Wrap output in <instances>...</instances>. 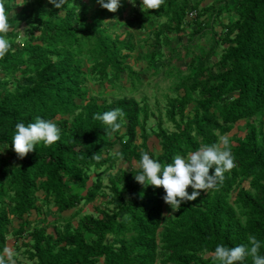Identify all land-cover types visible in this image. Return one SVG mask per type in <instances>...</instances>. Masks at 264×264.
Returning a JSON list of instances; mask_svg holds the SVG:
<instances>
[{"label":"trees","instance_id":"1","mask_svg":"<svg viewBox=\"0 0 264 264\" xmlns=\"http://www.w3.org/2000/svg\"><path fill=\"white\" fill-rule=\"evenodd\" d=\"M14 2L7 0L8 14ZM43 2L25 0L9 17L12 48L0 58V254L8 235L15 240L22 235L31 264H218L213 255L217 244L248 243L253 234L264 241V0H234L232 5L217 0L199 10L189 0H164L160 8L135 11L129 18L131 25L155 28L158 43L162 36L183 33L194 12L193 35H208L207 48L199 44L201 35L169 51L174 58L166 66L173 68L172 61L183 54L189 58L184 70L189 73L182 75L176 68L175 96L167 98L165 110L172 130L158 120L157 155L148 151L147 111L137 101H98L85 88L88 74L111 88L125 81L133 89L140 81L139 73L127 65L135 46L107 24L111 12H91L97 0H65L62 14ZM226 16L233 19L224 23ZM160 18L165 19L161 24ZM201 18L206 24L198 22ZM213 56L219 68L215 74L208 67ZM116 107L125 115L113 132L94 114ZM37 116L57 123L61 137L51 145L40 142L19 157L11 145L15 124L34 122ZM255 117L260 118L257 124ZM243 120L244 136L233 138L230 145L236 166L216 187L199 190L196 200L182 203L173 218L163 216L162 186L145 187L133 180L139 168L120 170L116 177L108 173L117 161L136 163L144 151L169 163L175 154L187 155L217 142ZM137 129L139 145L134 143ZM115 145L119 149L112 152ZM104 174L109 194L102 192ZM243 181L248 189L238 188L229 202ZM99 197L106 200L94 207L96 215L83 214L73 226L80 205ZM44 208L54 209L53 220L41 219V225L28 230V217L33 212L41 216ZM69 210L74 211L62 217ZM11 218L19 222L14 232ZM245 264H252V258Z\"/></svg>","mask_w":264,"mask_h":264},{"label":"rangeland","instance_id":"2","mask_svg":"<svg viewBox=\"0 0 264 264\" xmlns=\"http://www.w3.org/2000/svg\"><path fill=\"white\" fill-rule=\"evenodd\" d=\"M25 0H15L13 4V9L8 14L9 17L13 16L17 13L21 4ZM191 4L197 3L199 10L202 7L209 6L214 4L217 0H189ZM234 0H229V4L232 5ZM45 6H53L54 4L50 3L49 0H44ZM99 8H103L100 4L93 3L91 7V12L97 10ZM142 8L141 0H136L135 5L129 3V0H121V6L115 11L111 12V17L108 20V25H115L117 29V35H120L121 38H126L131 40V43L135 46V50L131 55V58L127 60V65L130 66L135 72H138L140 75V81L135 84V88H131V86L125 81L120 83V86H116L115 88H111L109 83H105L104 85H100L95 78H92L89 74L86 76L85 80V88L88 92V96L96 98L98 101L106 100L110 101L112 99H117L119 97H127L132 98L139 103V105L147 111V120L145 122L146 134H147V147L149 152H153L155 155L160 153V145L159 139L157 137V124L158 120L161 121V125L164 129L171 131L172 126L168 122L167 117L165 115L166 110V100L168 97L175 96L173 93V89L179 80V74L176 68L182 70V75H187L189 72L184 71L185 65L188 63L189 58H183L184 55L181 54V58L178 60L172 61L171 66H166L167 60L170 58H174L170 55L169 51L173 50L176 52L180 50L182 46H184L190 39V37L194 36V39L200 37L204 33L195 34L193 32L197 28V23L193 20L194 12L191 14V17L186 19V23L184 25V32L178 35H166L159 38L158 43L156 42L153 31L155 28L149 27L144 24L143 28H139L136 24L131 25L129 23V18L133 16L135 11L141 12L145 11ZM232 16L222 17V20L225 22L232 20ZM160 24L165 21L164 18L158 19ZM200 24H206L207 20L204 18L199 19ZM203 38H199V44L207 48V39L208 35H203ZM9 39V38H8ZM14 41L19 42L21 39L15 38ZM181 47V48H180ZM158 52L154 58L151 57L152 52ZM218 52V51H217ZM215 53V56L217 55ZM175 54V53H174ZM213 56L210 59L208 67L211 70L212 74H215L218 67L214 64L216 57ZM87 63H84V69L88 72ZM193 104L188 106V112L192 109ZM259 117H255L254 123L257 124L259 122ZM263 129H264V119H263ZM245 133V120L237 122L233 129L227 134L233 144V138L239 137L242 138ZM139 130L137 129V137L135 139V144L139 145L141 140L138 138ZM111 140H114L111 137ZM119 149L117 145L113 148L112 152H116ZM140 152V149H138ZM120 170H124L127 173L138 170V167L135 162H123L117 161L114 166L109 170V174L111 176H117ZM133 180L135 181V176H133ZM102 182L104 185L103 193L109 194V180L107 175H102ZM238 188L248 189V183L243 181L238 187L233 189L232 194L230 195L228 201L232 202L235 192ZM106 198L103 197L97 198L93 203L88 205H80L82 207L81 213L71 219V224L76 226L77 221L83 214H91L93 216L96 215L94 207H98L104 202ZM53 208L43 209V214L41 216H37L35 212L31 213L28 217V220L31 222V225L27 227L29 230L32 226L41 225V219L46 221H52L54 218ZM74 210L66 211L62 214V217H69ZM176 210L173 211L166 202H164L163 208V216L165 218H173L175 216ZM19 222L11 218V223L9 228L11 231H16L18 229ZM62 224H59L61 226ZM47 232H52V227H48ZM26 242V239L21 235L19 240H15L13 235H8L5 248H11L13 251V259L15 264H31V262L27 259L28 248L24 247L22 244ZM3 253V252H2ZM207 257V255H205ZM163 257H158V261ZM158 264V263H156Z\"/></svg>","mask_w":264,"mask_h":264},{"label":"clouds","instance_id":"3","mask_svg":"<svg viewBox=\"0 0 264 264\" xmlns=\"http://www.w3.org/2000/svg\"><path fill=\"white\" fill-rule=\"evenodd\" d=\"M58 9H62L65 0H49ZM105 9L115 12L121 6V0H97ZM164 0H141L143 9H158ZM135 5L136 0H129ZM9 15L7 12V0H0V58L8 54L12 44L7 37L10 30ZM123 109L116 107L94 114V119L107 125L113 132L119 130L124 117ZM107 132V129L104 128ZM61 137V129L52 119L37 116L34 122L15 124V131L11 139L13 150L19 157H24L33 151L40 142L51 145ZM231 141L227 134L218 138L212 144H203L190 154H175L171 162L162 163L148 152L141 153L136 161L139 168L135 174V180L147 187L162 186L165 190L163 200L170 208L178 210L182 203L196 200L201 196V191L214 188L224 178V173L236 166L234 154L230 148ZM3 151V150H2ZM99 160V155L95 156ZM211 170V171H210ZM191 186L192 191L188 188ZM264 241L256 235L248 237V243L228 246L217 244L214 249V257L218 264H245L246 258H252V264H264V253L261 248ZM0 264H15L11 248H4L0 254Z\"/></svg>","mask_w":264,"mask_h":264}]
</instances>
